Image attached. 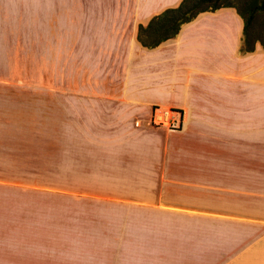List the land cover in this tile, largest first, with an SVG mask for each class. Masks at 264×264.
I'll return each instance as SVG.
<instances>
[{
    "label": "crops",
    "instance_id": "1",
    "mask_svg": "<svg viewBox=\"0 0 264 264\" xmlns=\"http://www.w3.org/2000/svg\"><path fill=\"white\" fill-rule=\"evenodd\" d=\"M181 1L0 0V82L8 47H62V126L79 172L107 181L104 202L130 220L147 209L144 220L176 223L189 245L169 264H219L264 245V166L242 165L230 148L255 142L264 158V44L240 52L243 19L223 5L142 45L139 26ZM155 105L180 109L183 129H149ZM22 195L0 181V248L15 264Z\"/></svg>",
    "mask_w": 264,
    "mask_h": 264
},
{
    "label": "rangeland",
    "instance_id": "2",
    "mask_svg": "<svg viewBox=\"0 0 264 264\" xmlns=\"http://www.w3.org/2000/svg\"><path fill=\"white\" fill-rule=\"evenodd\" d=\"M192 2L193 9L235 6L249 22L247 36L264 40V0ZM61 58L59 46L8 47L6 78L0 82V181L23 190L18 264H169L181 254L184 257L189 244L175 222L144 220L140 214L147 209H139L137 220H130L126 208L121 211L120 206L104 202L111 196L107 181L79 172L69 131L65 139L62 126ZM234 147L241 149L242 165L264 166L255 142L230 148ZM259 229L261 234L264 227ZM133 246L140 252L130 253ZM4 255L6 261L0 264H15L14 253H2L0 248V259ZM227 259L219 264H264V245L252 244Z\"/></svg>",
    "mask_w": 264,
    "mask_h": 264
},
{
    "label": "trees",
    "instance_id": "3",
    "mask_svg": "<svg viewBox=\"0 0 264 264\" xmlns=\"http://www.w3.org/2000/svg\"><path fill=\"white\" fill-rule=\"evenodd\" d=\"M193 0H182L180 4L173 8H167L160 14L155 15L146 25H140L138 28L137 38L142 45L152 48L157 46L165 39L174 37L177 35L182 24L192 20L199 12L213 11L220 6H214L210 8H194ZM243 19V34L240 42V52H250L254 48V44L257 41L264 44V40L258 38H249L247 36L248 21ZM248 42V43H247Z\"/></svg>",
    "mask_w": 264,
    "mask_h": 264
},
{
    "label": "built area",
    "instance_id": "4",
    "mask_svg": "<svg viewBox=\"0 0 264 264\" xmlns=\"http://www.w3.org/2000/svg\"><path fill=\"white\" fill-rule=\"evenodd\" d=\"M149 124L168 132L181 131L184 127L183 113L178 108L155 105L150 112Z\"/></svg>",
    "mask_w": 264,
    "mask_h": 264
}]
</instances>
